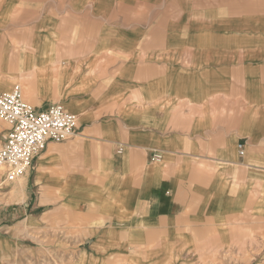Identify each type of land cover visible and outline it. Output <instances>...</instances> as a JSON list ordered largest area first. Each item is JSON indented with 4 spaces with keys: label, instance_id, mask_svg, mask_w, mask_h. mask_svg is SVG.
I'll list each match as a JSON object with an SVG mask.
<instances>
[{
    "label": "crops",
    "instance_id": "0c3cea01",
    "mask_svg": "<svg viewBox=\"0 0 264 264\" xmlns=\"http://www.w3.org/2000/svg\"><path fill=\"white\" fill-rule=\"evenodd\" d=\"M17 86L78 123L8 182L0 243L25 219L82 226L62 264H198L264 226V0H0V91Z\"/></svg>",
    "mask_w": 264,
    "mask_h": 264
},
{
    "label": "rangeland",
    "instance_id": "374dc122",
    "mask_svg": "<svg viewBox=\"0 0 264 264\" xmlns=\"http://www.w3.org/2000/svg\"><path fill=\"white\" fill-rule=\"evenodd\" d=\"M8 128L10 125L0 118V148L5 141L6 134H8ZM5 167L0 166V174L5 172ZM31 169V168H30ZM16 184L20 183V178L15 180ZM6 181V176L2 180L0 179V202H4L9 199V196L2 199L6 194V186L9 184ZM13 182V181H12ZM17 194V192H15ZM14 199V196H13ZM16 201L21 202L22 196H15ZM72 222H76L78 217L71 216ZM75 220V221H74ZM43 222V221H42ZM79 222V220H78ZM77 222V224H79ZM22 224L14 228L8 227L7 235L16 238L19 243L12 244L0 243V249L2 247L7 251L11 252L13 256H17L16 264H62V256L59 255L62 251L67 250H79V248L89 247L90 243L79 242L85 237L86 233L82 226H71L69 230L64 231L61 228H47L45 225H38L33 221L22 220ZM45 223V221L43 222ZM242 242L234 241L225 244H214L215 251L235 252L230 255L236 256L231 258L221 259H200L198 264H264V226L259 228L254 227H242ZM66 235L67 242L57 241L58 237ZM239 235V232L238 234ZM21 241V242H20ZM16 246L17 248H14ZM80 246V247H79ZM70 247V248H69ZM141 249V248H138ZM19 251V255L14 254ZM63 253V252H62ZM21 254V262L19 263V256ZM15 256V257H16ZM226 256H229L226 254ZM8 264H14L16 261L13 257L12 261L7 260ZM74 261V260H72ZM95 260L87 259L86 264H91ZM103 264H142L141 259H123V258H112L104 259Z\"/></svg>",
    "mask_w": 264,
    "mask_h": 264
},
{
    "label": "built area",
    "instance_id": "2783aa9c",
    "mask_svg": "<svg viewBox=\"0 0 264 264\" xmlns=\"http://www.w3.org/2000/svg\"><path fill=\"white\" fill-rule=\"evenodd\" d=\"M0 118L10 125L0 148V166L6 168L10 182L26 174L49 141L71 138L78 123V116L60 103L36 110L24 99L19 86L0 91Z\"/></svg>",
    "mask_w": 264,
    "mask_h": 264
}]
</instances>
